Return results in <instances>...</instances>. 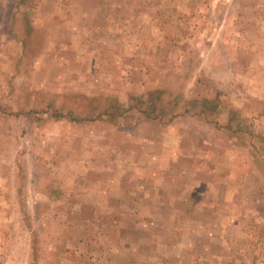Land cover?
<instances>
[{"label":"rangeland","instance_id":"1","mask_svg":"<svg viewBox=\"0 0 264 264\" xmlns=\"http://www.w3.org/2000/svg\"><path fill=\"white\" fill-rule=\"evenodd\" d=\"M0 264H264V0H0Z\"/></svg>","mask_w":264,"mask_h":264},{"label":"trees","instance_id":"2","mask_svg":"<svg viewBox=\"0 0 264 264\" xmlns=\"http://www.w3.org/2000/svg\"><path fill=\"white\" fill-rule=\"evenodd\" d=\"M179 112V111H178ZM184 112H187V110H185Z\"/></svg>","mask_w":264,"mask_h":264}]
</instances>
